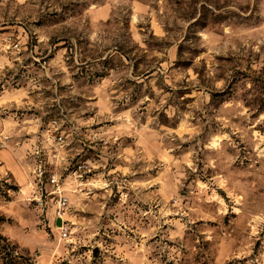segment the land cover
Here are the masks:
<instances>
[{"label":"rangeland","instance_id":"rangeland-1","mask_svg":"<svg viewBox=\"0 0 264 264\" xmlns=\"http://www.w3.org/2000/svg\"><path fill=\"white\" fill-rule=\"evenodd\" d=\"M0 264H264V0H0Z\"/></svg>","mask_w":264,"mask_h":264},{"label":"built area","instance_id":"built-area-1","mask_svg":"<svg viewBox=\"0 0 264 264\" xmlns=\"http://www.w3.org/2000/svg\"><path fill=\"white\" fill-rule=\"evenodd\" d=\"M52 127H54V133L52 134L55 142L61 144L64 140V133L60 131V124L58 119H53L51 122ZM50 132V131H49ZM49 137L51 135L49 134ZM49 157L56 158L58 157V149L53 147H47L46 149H42ZM37 153L40 150L36 151ZM33 173L35 174V178L37 179L40 185L48 183L53 186L51 190L46 189V195L51 197L52 202L54 203L56 210H55V221H57L58 217H61L62 222L59 229V234L62 239H66L70 235V226L66 219V215L68 213L69 207V197L63 191L62 186L60 185V178L56 175L55 172L48 171L47 168H44L43 164L37 166Z\"/></svg>","mask_w":264,"mask_h":264},{"label":"water","instance_id":"water-1","mask_svg":"<svg viewBox=\"0 0 264 264\" xmlns=\"http://www.w3.org/2000/svg\"><path fill=\"white\" fill-rule=\"evenodd\" d=\"M61 222H62V219L61 217H58L57 221H56V224L60 227L61 225Z\"/></svg>","mask_w":264,"mask_h":264}]
</instances>
